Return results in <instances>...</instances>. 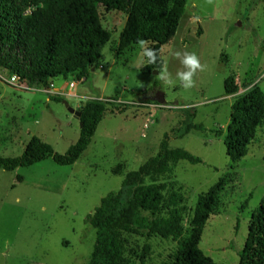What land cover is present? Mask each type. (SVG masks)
Returning <instances> with one entry per match:
<instances>
[{
    "label": "rangeland",
    "instance_id": "obj_1",
    "mask_svg": "<svg viewBox=\"0 0 264 264\" xmlns=\"http://www.w3.org/2000/svg\"><path fill=\"white\" fill-rule=\"evenodd\" d=\"M98 12L112 38L102 52V68L85 82L30 87L21 80L12 82L16 75L0 68V157L22 155L33 136L64 154L80 135L79 120L64 104L76 109L80 99L73 98L75 93L88 92L86 101L116 98L131 105L125 112L106 114L75 166L48 159L21 168L19 175L0 169V264H88L98 230L87 219L102 199L120 190L128 173L158 153L166 134L171 148L203 162L181 161L162 180L174 183L186 199V227L199 196L224 179L199 247L217 264H239L253 211L264 201V128L247 156L236 162L227 157L224 136L217 132L226 133L236 97L256 84L264 92V0H189L176 35L162 48L158 74L143 71L146 58L139 45L118 56L126 14L104 7ZM177 52L180 58L195 53L203 65L190 89L175 79L184 70ZM231 76L238 91L226 96L224 82ZM133 93L150 102L136 105ZM52 96L64 100L56 103ZM183 109L196 113L194 122L203 131L177 136ZM20 175L22 181L17 180ZM129 247L134 264H162L177 243L132 236Z\"/></svg>",
    "mask_w": 264,
    "mask_h": 264
},
{
    "label": "trees",
    "instance_id": "obj_2",
    "mask_svg": "<svg viewBox=\"0 0 264 264\" xmlns=\"http://www.w3.org/2000/svg\"><path fill=\"white\" fill-rule=\"evenodd\" d=\"M188 3L189 0H0V68L30 87L69 80L85 82L92 71L102 66V52L112 38L98 12V7H104L127 16L119 37L118 56L143 40L158 55V63L146 64L143 71H161L162 48L176 35ZM224 91L226 96L237 93L234 77L225 80ZM133 96L136 105L150 102L144 95ZM50 100L61 103L64 99L52 96ZM130 106L116 98L88 100L78 110L82 113L79 138L64 154L33 136L22 155L0 157V169L16 172L48 159L59 166L74 165L90 146L106 114L122 113ZM180 112L184 119L181 128L174 131L179 138L204 130L203 125L194 122L195 112ZM263 128L264 92L256 84L235 98L226 133L218 131L217 135L224 136L226 155L236 162L247 156ZM169 141L170 135L166 134L158 153L137 171L128 173L120 190L102 199L101 206L87 219L98 230L88 264H134L129 255L132 236L176 242V249L162 264H217L199 245L225 181L221 178L199 196L186 227V199L174 183L162 180L181 161L191 165L203 162L184 149L171 148ZM22 179L17 176V180ZM239 256V264H264V201L253 211Z\"/></svg>",
    "mask_w": 264,
    "mask_h": 264
},
{
    "label": "clouds",
    "instance_id": "obj_3",
    "mask_svg": "<svg viewBox=\"0 0 264 264\" xmlns=\"http://www.w3.org/2000/svg\"><path fill=\"white\" fill-rule=\"evenodd\" d=\"M139 46L142 50V56L146 58L145 63L148 65H156L158 63V55L154 49L145 46L143 40L138 41ZM178 58L181 57V53L177 52L175 54ZM180 63L183 65V71H177L175 79L179 81L180 86L184 89H190L194 86V75L197 71H203V65L200 63L198 56L195 53H184L182 58H180ZM161 79H165L162 75ZM166 83L172 84L171 79H166Z\"/></svg>",
    "mask_w": 264,
    "mask_h": 264
},
{
    "label": "crops",
    "instance_id": "obj_4",
    "mask_svg": "<svg viewBox=\"0 0 264 264\" xmlns=\"http://www.w3.org/2000/svg\"><path fill=\"white\" fill-rule=\"evenodd\" d=\"M91 73H92V72H91ZM85 81H86V80H85ZM56 83H58V82H56ZM60 83H62V82H59V84H60ZM76 87H77V84H76L75 88H76ZM87 95H88V92H86V91H82L81 93H75V95L73 96V98H75V99H78V98H79V99H80L79 101H75V102H76V109H75V110H78V108L80 107V106L78 105V103H79L80 101H82V100H83V101H86V100H84V99L90 98V97H87ZM71 98H72V97H71ZM100 98H101V97H100ZM1 105H2V104H0V106H1ZM79 122H80V121H79ZM80 128H81V123H80ZM91 144H92V143H91ZM90 146H91V145H90ZM90 146H89V147H90ZM89 147H88V149H89ZM88 149H87V150H88ZM87 150H86V151H87ZM86 151H85V152H86ZM85 152L83 153V155L85 154ZM83 155H82V156H83ZM82 156H81V157H82ZM81 157H80V159H81ZM80 159H79V160H80ZM79 160H78V161H79ZM78 161H77L73 166L77 165ZM21 171H22L21 168L17 169V170H16V173H18L17 175H19V173H20ZM20 176H21V175H20Z\"/></svg>",
    "mask_w": 264,
    "mask_h": 264
},
{
    "label": "water",
    "instance_id": "obj_5",
    "mask_svg": "<svg viewBox=\"0 0 264 264\" xmlns=\"http://www.w3.org/2000/svg\"><path fill=\"white\" fill-rule=\"evenodd\" d=\"M155 74H158V71L155 70ZM66 108L68 109V111L77 119L80 120L82 113L80 111H77L75 109H73L72 107L69 106V104L67 102H64Z\"/></svg>",
    "mask_w": 264,
    "mask_h": 264
},
{
    "label": "built area",
    "instance_id": "obj_6",
    "mask_svg": "<svg viewBox=\"0 0 264 264\" xmlns=\"http://www.w3.org/2000/svg\"><path fill=\"white\" fill-rule=\"evenodd\" d=\"M101 68H102V66H101ZM11 80H12V82L17 83L20 80V78L18 76H13ZM69 86L71 88H75L76 84L75 83H71V84H69Z\"/></svg>",
    "mask_w": 264,
    "mask_h": 264
},
{
    "label": "flooded vegetation",
    "instance_id": "obj_7",
    "mask_svg": "<svg viewBox=\"0 0 264 264\" xmlns=\"http://www.w3.org/2000/svg\"><path fill=\"white\" fill-rule=\"evenodd\" d=\"M158 99V98H157Z\"/></svg>",
    "mask_w": 264,
    "mask_h": 264
}]
</instances>
